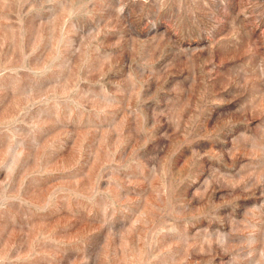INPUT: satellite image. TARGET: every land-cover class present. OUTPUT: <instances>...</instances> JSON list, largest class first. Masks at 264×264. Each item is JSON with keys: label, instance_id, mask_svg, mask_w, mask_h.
<instances>
[{"label": "clouds", "instance_id": "obj_1", "mask_svg": "<svg viewBox=\"0 0 264 264\" xmlns=\"http://www.w3.org/2000/svg\"><path fill=\"white\" fill-rule=\"evenodd\" d=\"M0 264H264V0H0Z\"/></svg>", "mask_w": 264, "mask_h": 264}, {"label": "rangeland", "instance_id": "obj_2", "mask_svg": "<svg viewBox=\"0 0 264 264\" xmlns=\"http://www.w3.org/2000/svg\"><path fill=\"white\" fill-rule=\"evenodd\" d=\"M192 190H194V188Z\"/></svg>", "mask_w": 264, "mask_h": 264}]
</instances>
